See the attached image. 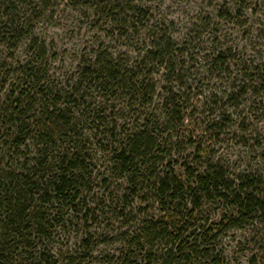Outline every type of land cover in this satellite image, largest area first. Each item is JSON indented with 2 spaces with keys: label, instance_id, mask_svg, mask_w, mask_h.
<instances>
[{
  "label": "trees",
  "instance_id": "trees-1",
  "mask_svg": "<svg viewBox=\"0 0 264 264\" xmlns=\"http://www.w3.org/2000/svg\"><path fill=\"white\" fill-rule=\"evenodd\" d=\"M247 1L236 0V4L242 6ZM33 4V0H0V48L15 51L19 43L30 41V19L36 12ZM175 47L169 39L152 43L143 57L126 68L112 56L98 54L84 67L85 79L67 92L46 80L45 47L30 41L24 64L16 63L18 71L5 74H10L13 83L7 86L5 78L0 82L5 90L0 104V264H57L59 256L51 242L67 222L64 207L66 214L73 212L76 224L83 222L85 233L78 242L79 250L91 257L94 237L87 223L92 222L89 220L95 212L87 207V201L95 168L84 148L87 140L78 131L81 117L75 115L81 108L87 110L86 121L97 130L94 136L100 134L101 143L106 144L100 150L107 154L110 173L108 177L98 174L95 179L104 186L111 177L123 183L124 195L113 196L117 201L114 212L119 209L117 215L127 219L126 210L135 198L145 204L139 209L141 216H148L153 207L159 212L150 221H133L139 224L136 230L121 233L120 240L130 253L125 258L142 259L145 254L148 262L156 260L158 264H201L208 260L216 264L221 256L220 238L237 230H249L247 239L264 246V153L260 166L246 167L238 174H231L229 166L214 158L210 144L220 141L222 122L233 126L231 113L201 119L197 104L184 90L181 61L186 52ZM214 60V67L224 66L229 58L226 52H219ZM159 73L166 86L172 85L161 88L162 124L137 125L118 135L115 122L110 121L111 131L98 132L106 123L105 110L93 109L85 100L87 95L80 94L86 83L106 96L126 92L135 104L151 96V104L156 91L150 86V76ZM243 74L244 80L234 78L229 93L223 96L234 109L248 93L253 97L264 94V68H258L253 76ZM249 78L251 86L247 87L244 82ZM158 126H170L176 132L164 137L165 146L161 141L164 135L157 134ZM181 144L189 149L188 156L181 162L170 159L166 163L165 149ZM244 146L248 147L246 141ZM173 163L180 172L174 170ZM206 205H222L220 220L196 221ZM77 214H82L83 221H78ZM160 244L161 257H155L152 252Z\"/></svg>",
  "mask_w": 264,
  "mask_h": 264
},
{
  "label": "rangeland",
  "instance_id": "rangeland-1",
  "mask_svg": "<svg viewBox=\"0 0 264 264\" xmlns=\"http://www.w3.org/2000/svg\"><path fill=\"white\" fill-rule=\"evenodd\" d=\"M33 3L36 12L30 19L32 34L29 39L38 44L43 43L46 51V80L56 89L67 92L73 89L74 83L85 79L84 67L93 62L98 54L106 53L119 66L126 68L138 57H143L152 43L158 44L162 39H169L175 48L186 52L181 61L184 90L187 96L190 95L192 103L197 104L198 113H202L201 119L212 120L223 112L225 117L231 113L233 126L222 122L220 141L210 144L215 153L214 158L229 166L231 174L241 173L249 166H260V156L264 153V94L253 97L248 93L237 109L223 96L229 93L234 78L244 80L241 77L243 73L253 76L258 68H264V0H248L240 7L236 0H33ZM106 6L108 9L104 8ZM30 41H22L15 51L0 48V82L5 78L7 86L13 83L12 77L8 76L18 71L16 63L24 64ZM219 52H226L229 60L224 66L218 64L214 67V56ZM150 79V86L156 91L151 104V96H146L142 102L136 100L135 104L126 92H114L116 95L111 97L91 84V87L88 83L82 87L80 94L84 92L87 95L86 102L93 109L105 110L102 115L106 123L100 125L99 133L111 131L110 121L115 122L118 135L137 125L149 123L152 127L151 123L162 124L164 90L161 88L168 89L172 85L166 86L161 73L151 75ZM247 80L244 84L249 87L250 78ZM4 92L1 87L0 104L5 99ZM79 114L75 115L81 117L78 131L87 140L84 141V148L95 168L92 177L94 185L87 201V207L95 212L94 219L89 220L92 222L87 223L88 231L94 237L91 242L93 245L91 257L84 250H79L78 242L85 233L84 224H76L72 218L73 212L66 214L64 207V221L67 222L63 229L56 231L51 242V247L59 256L57 264H71L70 258L75 260L74 264L80 261L81 264H158L154 259L148 262L145 254L142 259L132 256L125 258L130 253L120 240L121 233L136 230L139 224L133 221H150L159 212L153 207L148 216H141L139 209H143L145 204L138 198L126 210L129 215L127 219L117 215L119 209L114 212L117 201L113 196L124 195L123 183L111 177L107 186L98 184L96 175L105 174L108 177L110 173L107 170V154L100 150L106 144L101 143L103 136L99 133L97 137L94 136L97 130H93L91 121H86L87 110L81 108ZM238 125L243 132L236 131ZM156 129L158 135H164L161 139L164 146V137L176 134L170 126L166 129L158 126ZM245 141L248 143L247 148L244 146ZM171 148L165 149L166 163L170 159L181 162L189 154L186 144L171 145ZM173 165L174 170L180 172L179 166ZM221 213L222 205H206L196 221H218ZM77 215L78 221H83L82 214ZM249 234V230L225 233L220 238L221 256L216 264H264V246L250 242L247 239ZM162 247V244L155 246L152 252L155 257H161ZM199 258L203 259L201 256ZM201 264L215 262L208 260Z\"/></svg>",
  "mask_w": 264,
  "mask_h": 264
}]
</instances>
